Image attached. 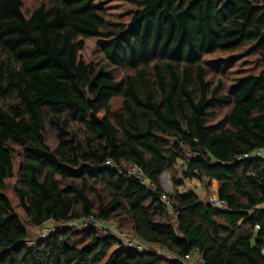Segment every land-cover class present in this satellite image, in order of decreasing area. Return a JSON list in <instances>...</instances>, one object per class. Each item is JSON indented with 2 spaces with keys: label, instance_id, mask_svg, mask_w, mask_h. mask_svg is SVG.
I'll use <instances>...</instances> for the list:
<instances>
[{
  "label": "trees",
  "instance_id": "obj_1",
  "mask_svg": "<svg viewBox=\"0 0 264 264\" xmlns=\"http://www.w3.org/2000/svg\"><path fill=\"white\" fill-rule=\"evenodd\" d=\"M95 1L27 13L0 0V264H264V159L246 158L264 148V68L222 93L204 66L243 49L264 62V0H126L137 10L123 27ZM86 42L106 64L85 61ZM15 157L25 219L6 194ZM179 164L168 193L161 177ZM193 180L216 181L226 207L188 190ZM111 220L172 257L100 232ZM50 221L66 228L30 245L29 229Z\"/></svg>",
  "mask_w": 264,
  "mask_h": 264
},
{
  "label": "rangeland",
  "instance_id": "obj_2",
  "mask_svg": "<svg viewBox=\"0 0 264 264\" xmlns=\"http://www.w3.org/2000/svg\"><path fill=\"white\" fill-rule=\"evenodd\" d=\"M43 0H23L24 3V11L27 13H31L37 6L42 3ZM95 6L99 12L107 20L109 26L112 27H123L127 26L130 22L131 15L136 12L137 8L126 0H96ZM81 56L87 61L95 62L97 66L106 64V61L103 59V55L100 52H95L94 44L90 42H86V46L84 51L81 53ZM204 66H206L208 70V80L212 83V85L216 84L218 80H222L224 83L222 93L226 92L234 82L242 78L244 76L254 74L258 75L261 70L264 68V62H262L259 58L252 55L249 49L237 50L234 52H219L212 55H208L204 58ZM114 73L118 78H121L125 71L121 69H114ZM122 100L121 98H115L112 100V107L114 111H118L121 107ZM228 109L222 108L218 110L217 117L211 121V123H216L219 120L223 119V117L227 114ZM47 141L50 145H53L55 142V137L53 133L47 134ZM21 158L15 157V170L14 176L6 181V194L9 197L12 206L17 214L20 215L23 219H25V215L20 208L19 199L16 193L18 179H19V167L21 164ZM181 165L176 168L166 172L161 177V184L164 190L168 193L174 192L176 189L173 186L172 178L173 177H181L182 170ZM216 185L211 184L209 188L206 190L203 188L204 186L197 180H193L191 182H187L186 188L188 190L198 192V188H202L203 193L205 195H214ZM183 191L182 188H180ZM203 199L204 197L201 196ZM264 208V205L261 206ZM172 219L174 216H172ZM86 221H82L80 223L82 227H78L79 229H83V225ZM100 232H110V231H119L124 233L126 236H133L131 229L127 225H123L121 227L118 222L115 220H111L110 222H103L97 224ZM72 225H68V228H71ZM79 226V224H78ZM73 227V226H72ZM58 228H66L65 225H56L53 222H47L41 227L29 229V238L28 243L30 245H34L36 242L45 238L50 233ZM146 250H150L152 252H156L164 257L170 258L172 254L169 253L166 249L160 246L148 245ZM192 264H201L199 259L196 256H191Z\"/></svg>",
  "mask_w": 264,
  "mask_h": 264
},
{
  "label": "built area",
  "instance_id": "obj_3",
  "mask_svg": "<svg viewBox=\"0 0 264 264\" xmlns=\"http://www.w3.org/2000/svg\"><path fill=\"white\" fill-rule=\"evenodd\" d=\"M246 158H259V159H264V148H258L256 149L252 154L247 155ZM129 173L133 176L139 175L141 177H143V172L138 169L137 167H132L129 171ZM144 181L147 182L146 178L143 179ZM198 193L201 194V196L203 195V190L199 189ZM162 201L169 203V200L167 198V196L163 195L162 196ZM204 200L207 203H210L211 205H213L214 207H218V208H225L226 207V203L225 201L221 200L219 198L218 195L214 194V195H206V197L204 198ZM110 222V221H109ZM98 223L96 222V226ZM84 228H86L87 224L83 225ZM98 228V227H97ZM109 234L117 237L118 239H120L124 245L128 248H132V249H136L139 251H144L147 249L148 245L145 244L144 242H142L137 236L133 235L131 236H126L124 233H121L119 231H110L108 232ZM262 252L264 253V240L262 242ZM185 264H192L191 262V255L188 256L185 259Z\"/></svg>",
  "mask_w": 264,
  "mask_h": 264
},
{
  "label": "crops",
  "instance_id": "obj_4",
  "mask_svg": "<svg viewBox=\"0 0 264 264\" xmlns=\"http://www.w3.org/2000/svg\"><path fill=\"white\" fill-rule=\"evenodd\" d=\"M212 184H213V185H216V186H215V187H216V189H215V194L218 195V183H217L216 181H213ZM199 189H202V188L199 187L198 190H199ZM203 195H205V194L203 193ZM193 256H194V255H193ZM195 256H196V258L199 259V261L201 262V257H200L199 255H195ZM201 264H202V263H201Z\"/></svg>",
  "mask_w": 264,
  "mask_h": 264
}]
</instances>
